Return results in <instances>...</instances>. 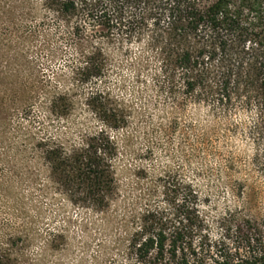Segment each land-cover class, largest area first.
Here are the masks:
<instances>
[{"label":"rangeland","instance_id":"374dc122","mask_svg":"<svg viewBox=\"0 0 264 264\" xmlns=\"http://www.w3.org/2000/svg\"><path fill=\"white\" fill-rule=\"evenodd\" d=\"M69 29L57 28L41 0H0L3 264H133L125 251L127 239L146 210L168 207L163 184L169 183L195 185L217 232V219L236 207L245 177L226 159L254 155L251 138L242 130L248 131L252 116L231 119L228 123L242 129L225 133L226 121L216 119L207 106L170 103L156 84L157 55L144 38L104 40L107 76L97 83H78L75 72L90 42ZM56 89L75 101L67 115L49 111ZM97 89L110 93L130 115L126 128L110 130L120 146L118 193L103 212L75 206L48 187V169L38 148L42 137L70 146L103 128L86 104ZM248 184L249 205L255 203L264 213V191L257 201L256 184L252 179Z\"/></svg>","mask_w":264,"mask_h":264},{"label":"trees","instance_id":"16d2710c","mask_svg":"<svg viewBox=\"0 0 264 264\" xmlns=\"http://www.w3.org/2000/svg\"><path fill=\"white\" fill-rule=\"evenodd\" d=\"M41 2L57 28L68 26L71 35L90 42L76 82L97 83L107 76L110 59L104 40L144 38L157 55L156 84L170 103L207 106L216 119L226 121L225 133L242 129L228 123L231 119L242 114L254 119L248 131L242 129L251 138L254 155L226 159L245 179L236 207L217 219V232L193 183L184 188L163 184L168 207L146 210L127 239L125 251L133 264H264V213L248 202L251 179L257 201L264 191V0ZM74 103L69 92L56 89L48 108L62 116ZM86 104L103 128L70 146L42 137L38 148L48 169V187L75 206L103 212L118 193L120 146L110 130L126 128L130 115L101 89L92 90ZM4 259L0 250V264Z\"/></svg>","mask_w":264,"mask_h":264}]
</instances>
